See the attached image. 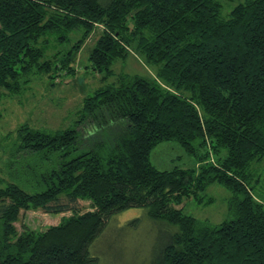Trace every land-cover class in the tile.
Wrapping results in <instances>:
<instances>
[{
    "label": "trees",
    "instance_id": "trees-1",
    "mask_svg": "<svg viewBox=\"0 0 264 264\" xmlns=\"http://www.w3.org/2000/svg\"><path fill=\"white\" fill-rule=\"evenodd\" d=\"M98 30L89 61L102 83L73 125L23 124L9 137L0 264H99L92 245L132 208L171 231L152 264H264V0L227 13L220 0H0V103L35 77L74 75ZM133 53L156 77L115 73ZM164 142L193 165L155 167ZM212 184L232 193L228 220L211 225L172 205L212 203ZM81 201L92 210L80 213ZM29 210L73 215L19 232Z\"/></svg>",
    "mask_w": 264,
    "mask_h": 264
},
{
    "label": "rangeland",
    "instance_id": "rangeland-1",
    "mask_svg": "<svg viewBox=\"0 0 264 264\" xmlns=\"http://www.w3.org/2000/svg\"><path fill=\"white\" fill-rule=\"evenodd\" d=\"M240 0H220L227 13ZM100 31L94 32L84 43L77 55L75 74L64 75L54 83L48 78H34L21 94L6 95L0 103V177L8 179L10 135L23 124L58 130L73 125L76 112L83 100L101 86V74L94 73L89 57L96 46ZM77 34H73L75 39ZM116 74L127 73L142 77H156L157 67L148 65L140 54H131L113 65ZM152 164L160 170L174 167H190L193 160L186 155L177 142H164L156 146L151 154ZM210 204H198L185 199L172 205L199 221L218 225L230 218L229 202L232 193L220 184H212L205 192ZM79 212L91 211L90 202L81 201ZM72 212L52 215L42 210L22 211L15 226L19 232L27 227L36 232L62 224ZM168 227V226H167ZM166 227V228H167ZM161 228V229H160ZM164 228V230H162ZM158 227L148 216L146 208H132L113 216L110 224L92 245V252L99 258V264H152L159 251V245L166 241L171 231ZM163 241V242H162Z\"/></svg>",
    "mask_w": 264,
    "mask_h": 264
}]
</instances>
